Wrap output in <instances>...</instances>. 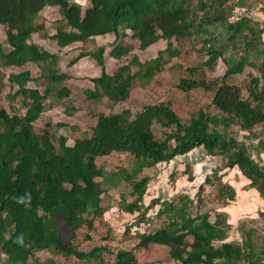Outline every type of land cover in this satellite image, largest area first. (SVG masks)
Here are the masks:
<instances>
[{"label":"trees","instance_id":"16d2710c","mask_svg":"<svg viewBox=\"0 0 264 264\" xmlns=\"http://www.w3.org/2000/svg\"><path fill=\"white\" fill-rule=\"evenodd\" d=\"M258 1L88 0L84 7L77 0H0V24L8 26L7 47L0 42V67L42 62L46 70L42 76L47 79L42 92L28 86L36 79L30 70L11 73L9 81L18 86L16 93L23 95L26 113L11 114L0 107V250L7 256L3 264H41L39 260L30 263V258L42 250L80 259L103 250L96 247L84 252L73 243L78 230L84 226L92 229L93 218L104 216L107 210L102 206L106 188L98 177L112 185L121 180L132 184L130 194L135 199L127 202L123 197L121 207L125 212L138 213L137 227L151 221L150 209L162 205L158 214L167 219L156 230L137 233L139 247L167 245L175 264H264V235H259V228L243 220L237 229L241 241L231 240L233 225L228 221V212L217 210L211 220L208 211L199 212L203 198L198 197L195 208L194 198L186 193L174 199L156 198L145 206L151 177H138L146 167L170 162L202 146L208 155L223 158L222 165L207 174L204 181L217 186L220 201L227 204L236 200V186L225 181L222 173L235 167L249 180L247 189L255 188L264 199V23L249 14H236L237 9L251 10ZM48 6L58 7L61 15L50 35L61 47L114 33L116 42L110 56L119 59L134 50L133 45L124 42L128 30L142 50L161 39L168 41L158 56L142 62L134 54L112 74L106 71L105 46L81 51L70 60V66L91 57L102 68L101 75L92 78L95 88L85 90L88 98L108 97L114 103L127 100L137 79L142 86L148 85L171 58L180 55L173 38L187 39L194 48L200 45L196 49L208 56L203 65L213 68L221 59L227 68L220 82L182 77L177 87L182 91L200 87L213 90L217 113L200 109L189 123H184L170 104L155 103L146 104L134 118L130 109L101 114L92 134L76 139L73 145L68 144L67 136L58 137L48 129L37 133L34 123L45 111L48 96L55 92L58 98L71 94L64 86L71 74L61 71L59 56L32 40L34 33L46 28L37 18ZM132 65L139 69L132 72ZM248 67L256 73L244 97L242 89L227 79ZM2 80L0 74V85ZM156 122L171 131L157 137L153 130ZM259 124L260 132L256 130ZM233 125L246 132L242 138L232 134ZM55 140H59V146ZM115 151L135 156L131 170L121 168L108 173L98 166V158ZM187 172L192 180L190 165ZM258 213L264 218V210ZM62 220L70 231L68 246L61 235ZM86 238L92 237L87 233ZM115 264H138V260L133 250L121 249Z\"/></svg>","mask_w":264,"mask_h":264},{"label":"rangeland","instance_id":"374dc122","mask_svg":"<svg viewBox=\"0 0 264 264\" xmlns=\"http://www.w3.org/2000/svg\"><path fill=\"white\" fill-rule=\"evenodd\" d=\"M77 1L81 2L84 7L87 6L88 0ZM261 1L259 0L257 5L251 10L237 9L236 14L238 16L249 14L264 23V10ZM60 17L58 7L48 6L43 9L37 21L44 23L46 28L33 34L32 40L59 56L61 71L71 74V77L64 84V86L70 88L71 94L58 98L55 92L48 96L45 101V111L34 123L37 133H44L48 129L58 137L60 135L67 136L68 144L73 145L76 139L92 134L93 127L97 124L101 114L122 113L125 109H130L131 118H134L135 114L141 111L146 104H170L184 123H189L200 109H204L209 113H217V109L213 105V90H206L200 87L191 91H182L177 87L182 77H204L207 83L220 82L227 68L221 59L218 60L217 65L213 68L203 65L202 62L208 56L196 49L200 45L194 48L187 39L175 40L173 38L174 46L180 48V55L171 58L162 71L158 72L148 85L142 86L139 79H137L127 100L114 103L108 97H103L101 100L88 98L85 90L95 88L92 78L101 75L102 68L91 57H84L76 64L70 66V60L81 51L95 50L100 46H105L106 71L112 74L121 65L128 63L134 54L138 55L142 62L158 56L159 51L167 46L168 41L161 39L147 49L142 50L139 48V41L132 38L131 31L128 30V36L124 42L125 44L133 45L134 50L129 55L119 59L110 56V51L116 42L114 33L96 36L87 42H75L67 47H61L56 40L50 37L55 32ZM7 28L6 24H0V42L6 47ZM44 66L42 62L37 64L30 62L20 67L1 65L0 74L3 78V83L0 85V107L6 108L11 114L24 115L26 107L23 104V95L16 93L18 86L9 81V76L14 72L30 70L36 79L30 81L28 86L36 87L44 92L47 85V79L42 76L46 73ZM192 68L194 69L191 70ZM138 69L139 66L137 65L131 66L132 72H136ZM255 73V70L248 67L241 74L231 75L227 81L232 85L239 86L242 89V95L247 97L248 84L251 76ZM60 123L63 125H59ZM153 130L159 138L164 137L166 132L171 131L170 128L162 127L158 122L153 125ZM256 130L258 132L262 130L261 124L257 125ZM231 131L232 134L237 135L239 138H242L246 133L240 130L238 125H233ZM55 144L59 146V140H55ZM134 162L135 156L132 153L116 151L97 160L98 166L103 167L108 173L119 172L121 168L131 170ZM222 163V156L208 155L204 147L200 146L184 155L177 156L170 162L164 161L156 166L144 168L138 177H151L144 195L145 206L156 198H161V200L174 199L178 195L186 193L194 198V205L197 208L196 204L200 196L203 198L204 203L200 205L199 212L208 211L211 220L215 219L217 210L228 212V221L233 225L229 232L231 240L241 241V232L237 229L243 220L248 222L249 226L259 228V235L263 236L264 218L259 217L258 212L259 210H264V201H261L262 198L256 201V191L250 193L251 189H247L249 181L241 176L237 167L222 171L224 180L233 183L238 190L236 200L232 202L225 204L224 201H220L217 198V186L204 182L206 175L210 174L215 167L221 166ZM187 164L192 168V180L189 179ZM97 180L106 188V191L102 194V206L107 210L104 216L93 218L94 227L92 229L84 226L78 230L73 243L78 250L84 252L91 251L96 247H103L104 249L86 259H80L75 255L58 253L54 250H42L37 251L30 258V263L34 260H39L41 264H47L50 261H54L55 264H115L117 252L121 249H127L134 251L138 264H175L176 260L172 258L170 247L167 245L151 244L149 247L138 246L140 238L137 233L156 230L167 219L166 215L158 214V210L162 205L158 204L150 209L149 216L151 221L142 223L141 226L137 227L134 224L138 220V213L125 212L121 207L123 197L126 198L127 202L135 199V196L130 194L132 184L127 180H121L118 185H112L104 177H98ZM201 186H203L202 189ZM92 217L93 214L89 216V218ZM60 225L62 227V239L65 245L68 246L70 231L63 220ZM87 233L91 235V239L86 238ZM261 242L259 240V244ZM5 258L7 256L0 250V264H3Z\"/></svg>","mask_w":264,"mask_h":264},{"label":"crops","instance_id":"0c3cea01","mask_svg":"<svg viewBox=\"0 0 264 264\" xmlns=\"http://www.w3.org/2000/svg\"><path fill=\"white\" fill-rule=\"evenodd\" d=\"M67 47V46H66ZM261 157H262V159H263V161H264V152L261 154ZM238 169V171L240 172V170H239V168H237ZM241 173V172H240ZM241 176L245 179V180H247V181H249L248 179H246V177H244V175L241 173ZM254 191H256V195H257V198H255L256 199V201H258V200H260L262 197L260 196V193L255 189V188H251V192L250 193H253ZM254 199V200H255ZM261 201H264V199L262 198L261 199ZM231 222V221H230ZM232 223V222H231Z\"/></svg>","mask_w":264,"mask_h":264},{"label":"clouds","instance_id":"9594fccd","mask_svg":"<svg viewBox=\"0 0 264 264\" xmlns=\"http://www.w3.org/2000/svg\"><path fill=\"white\" fill-rule=\"evenodd\" d=\"M35 34V33H34Z\"/></svg>","mask_w":264,"mask_h":264}]
</instances>
